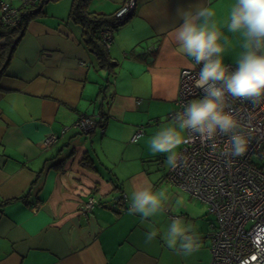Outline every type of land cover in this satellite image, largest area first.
<instances>
[{
    "label": "crops",
    "instance_id": "obj_1",
    "mask_svg": "<svg viewBox=\"0 0 264 264\" xmlns=\"http://www.w3.org/2000/svg\"><path fill=\"white\" fill-rule=\"evenodd\" d=\"M128 1L91 0L89 8L112 16ZM135 2L105 44L111 71L70 22L71 0L46 4L29 23L0 81V264H211L213 215L185 205L196 199L169 181L166 154H153L148 141L172 122L180 73L194 66L174 40L177 9L216 0ZM84 115L101 118L88 135L74 126ZM143 184L167 197L148 220L129 214L132 187ZM172 216L199 236L190 256L160 235L145 243Z\"/></svg>",
    "mask_w": 264,
    "mask_h": 264
},
{
    "label": "clouds",
    "instance_id": "obj_2",
    "mask_svg": "<svg viewBox=\"0 0 264 264\" xmlns=\"http://www.w3.org/2000/svg\"><path fill=\"white\" fill-rule=\"evenodd\" d=\"M177 16L182 23L174 30V40L179 51L199 66L194 84L203 96L189 101L182 111L175 113L170 124L149 138L150 151L166 154L168 167L176 169L181 160L177 149L191 138L186 133L195 134L205 143L223 135L229 137L223 154L241 157L248 150L250 137L239 118L229 110V102L234 99L253 105L264 102V0H236L231 8L227 31L240 39L241 48L234 69L225 63L224 53L230 41L217 27L212 7L197 3L187 9L178 8ZM165 199V193L153 191L150 184L133 185L129 214L144 220L155 218L163 211ZM181 202L182 199L176 201L178 205ZM158 235L168 248L186 257L200 247L193 225L180 217L172 219L159 233L147 232L145 243L151 244Z\"/></svg>",
    "mask_w": 264,
    "mask_h": 264
},
{
    "label": "built area",
    "instance_id": "obj_3",
    "mask_svg": "<svg viewBox=\"0 0 264 264\" xmlns=\"http://www.w3.org/2000/svg\"><path fill=\"white\" fill-rule=\"evenodd\" d=\"M135 1L129 0L116 17L122 19L131 14ZM2 7L4 11L9 9L5 3ZM104 37L109 44L112 31H105ZM198 71L195 64L181 71L176 110L171 118L189 101L202 98V91L194 84ZM229 103V110L239 118L250 137L247 152L241 157L226 156L223 152L229 144L228 136L218 135L214 141L205 143L195 134L186 133L191 138L182 144L179 166L170 169L168 179L202 202L208 213L215 216L217 225L213 224L210 234L211 264H264V102L253 105L250 101L234 99ZM100 119L84 115L74 126L81 134L88 135L99 127ZM143 135L141 127L135 136ZM94 204L91 198L85 211Z\"/></svg>",
    "mask_w": 264,
    "mask_h": 264
},
{
    "label": "trees",
    "instance_id": "obj_4",
    "mask_svg": "<svg viewBox=\"0 0 264 264\" xmlns=\"http://www.w3.org/2000/svg\"><path fill=\"white\" fill-rule=\"evenodd\" d=\"M52 1L57 0H24L19 8L7 4L9 9L6 11L2 7L4 2L0 1V81L6 75L29 23L40 15H44L46 4ZM90 2L91 0H71L68 18L70 22L82 29L83 41L95 54L99 66L111 71L115 65L111 63L105 46L108 43L105 40L104 31L118 29L126 23L133 12L119 19L116 13L111 16L91 11ZM105 120L106 116H103V121Z\"/></svg>",
    "mask_w": 264,
    "mask_h": 264
},
{
    "label": "rangeland",
    "instance_id": "obj_5",
    "mask_svg": "<svg viewBox=\"0 0 264 264\" xmlns=\"http://www.w3.org/2000/svg\"><path fill=\"white\" fill-rule=\"evenodd\" d=\"M24 0H12L10 1V4L14 8H19ZM7 2V1H6ZM236 0H216V2L213 4V10L215 12V22L217 27L226 35L229 37V44L226 45V50L224 53L225 63L229 65L235 66V60L238 57L241 48H240V39L235 36L234 34L227 31V23L229 14L231 11L232 6L235 4ZM5 3V2H4ZM8 4V3H5ZM183 145H181L177 151L179 152L182 149ZM197 201V200H196ZM194 200H186L185 205L188 206L192 203H197L200 208H206L204 204L198 203ZM213 224L217 225V221L215 216L213 215Z\"/></svg>",
    "mask_w": 264,
    "mask_h": 264
},
{
    "label": "water",
    "instance_id": "obj_6",
    "mask_svg": "<svg viewBox=\"0 0 264 264\" xmlns=\"http://www.w3.org/2000/svg\"><path fill=\"white\" fill-rule=\"evenodd\" d=\"M99 118H100V116H99Z\"/></svg>",
    "mask_w": 264,
    "mask_h": 264
}]
</instances>
